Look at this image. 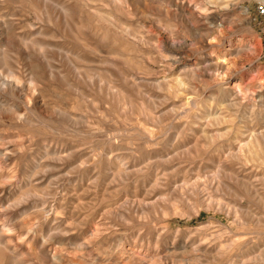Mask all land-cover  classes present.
<instances>
[{
  "label": "rangeland",
  "instance_id": "374dc122",
  "mask_svg": "<svg viewBox=\"0 0 264 264\" xmlns=\"http://www.w3.org/2000/svg\"><path fill=\"white\" fill-rule=\"evenodd\" d=\"M0 264H264V0H0Z\"/></svg>",
  "mask_w": 264,
  "mask_h": 264
}]
</instances>
